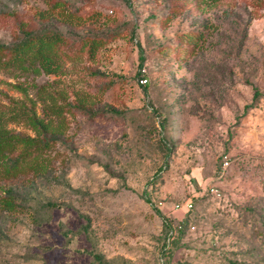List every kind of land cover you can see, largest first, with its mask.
Segmentation results:
<instances>
[{
  "label": "rangeland",
  "instance_id": "obj_1",
  "mask_svg": "<svg viewBox=\"0 0 264 264\" xmlns=\"http://www.w3.org/2000/svg\"><path fill=\"white\" fill-rule=\"evenodd\" d=\"M44 26L56 71L0 65V264H264V0H0Z\"/></svg>",
  "mask_w": 264,
  "mask_h": 264
},
{
  "label": "trees",
  "instance_id": "obj_2",
  "mask_svg": "<svg viewBox=\"0 0 264 264\" xmlns=\"http://www.w3.org/2000/svg\"><path fill=\"white\" fill-rule=\"evenodd\" d=\"M214 1V0H211ZM64 42L63 34L54 27L44 26L34 30H24L16 40L12 42L0 41V65L9 67L20 64L25 59H32L37 63L42 71L54 72L58 68L60 61V44ZM93 40L88 42V50L92 49ZM3 54H6L3 58ZM139 77H142L140 73ZM259 94L256 87H253L251 94V101H253ZM245 103L243 105L242 112L252 105V102ZM59 108L53 106V111L58 114ZM93 115L94 112H89ZM30 123L36 133L43 132L45 130L51 131L53 135L58 134L61 130L56 128H50L48 120L44 121L34 116L30 117ZM5 118L0 111V143L7 141L13 134L9 132L5 126ZM58 132V133H57ZM55 133V134H54ZM17 156L7 160V167H12L16 163ZM5 203L9 205L10 200H6ZM190 209V208H189ZM187 209V210H189ZM186 211V210H185ZM182 230V226L179 227V231Z\"/></svg>",
  "mask_w": 264,
  "mask_h": 264
},
{
  "label": "built area",
  "instance_id": "obj_3",
  "mask_svg": "<svg viewBox=\"0 0 264 264\" xmlns=\"http://www.w3.org/2000/svg\"><path fill=\"white\" fill-rule=\"evenodd\" d=\"M138 80H139V82H144L145 78L144 77H139ZM226 162H227L226 159L222 160L223 165L226 164ZM206 190H207L208 193L213 194L215 196H218L220 194V191L215 186L209 185V186H207ZM191 206H192L191 198H186L185 200L180 201V202H172L170 204V209L171 210H179V209L187 210V209L191 208ZM176 226H177V228H179L181 226V224L177 223Z\"/></svg>",
  "mask_w": 264,
  "mask_h": 264
}]
</instances>
